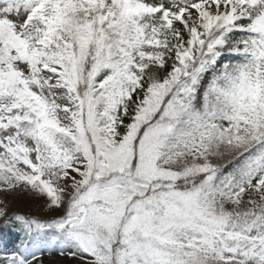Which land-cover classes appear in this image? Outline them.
I'll list each match as a JSON object with an SVG mask.
<instances>
[{"label": "snow or ice", "instance_id": "1", "mask_svg": "<svg viewBox=\"0 0 264 264\" xmlns=\"http://www.w3.org/2000/svg\"><path fill=\"white\" fill-rule=\"evenodd\" d=\"M0 219V264H264V0H0Z\"/></svg>", "mask_w": 264, "mask_h": 264}, {"label": "rangeland", "instance_id": "2", "mask_svg": "<svg viewBox=\"0 0 264 264\" xmlns=\"http://www.w3.org/2000/svg\"><path fill=\"white\" fill-rule=\"evenodd\" d=\"M8 212L11 215L13 212L27 214L33 217L46 219L53 213L46 207L45 198L37 197L30 193L16 195L13 194L7 198ZM3 219H0V224ZM53 264H61L59 261Z\"/></svg>", "mask_w": 264, "mask_h": 264}, {"label": "trees", "instance_id": "3", "mask_svg": "<svg viewBox=\"0 0 264 264\" xmlns=\"http://www.w3.org/2000/svg\"><path fill=\"white\" fill-rule=\"evenodd\" d=\"M4 221L0 224V250L11 251L16 248L19 244L21 234L17 231H14L13 228H5ZM46 264H53L56 261H59L61 264H78L77 261L68 259L67 257L59 256H45L44 257Z\"/></svg>", "mask_w": 264, "mask_h": 264}]
</instances>
